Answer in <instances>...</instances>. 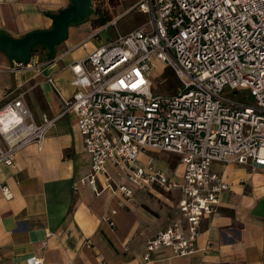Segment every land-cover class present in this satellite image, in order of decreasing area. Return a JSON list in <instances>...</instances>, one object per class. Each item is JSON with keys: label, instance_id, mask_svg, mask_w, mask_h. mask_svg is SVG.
<instances>
[{"label": "built area", "instance_id": "built-area-1", "mask_svg": "<svg viewBox=\"0 0 264 264\" xmlns=\"http://www.w3.org/2000/svg\"><path fill=\"white\" fill-rule=\"evenodd\" d=\"M134 8L145 14V23L71 65L75 91L62 112L37 123L23 93L0 107V163L11 165L22 147L40 145L56 121L73 112L91 160L74 189L89 186L98 194L96 179L108 163L139 189L179 187L175 214L185 228L174 221L151 237L144 259L165 248L183 257L196 251L200 218L217 212L220 194L228 189L212 164L264 166V0H138L129 10ZM109 24L116 26V18ZM30 58L15 59L14 69L38 70ZM157 61L179 82L176 93L153 92ZM47 82L56 87L53 77ZM147 148L178 156L181 184L152 158L137 164ZM105 182L113 196L134 197L110 175ZM2 192L12 197L7 186ZM116 213L109 209L102 219L113 226ZM25 262L43 264L38 256Z\"/></svg>", "mask_w": 264, "mask_h": 264}, {"label": "crops", "instance_id": "crops-1", "mask_svg": "<svg viewBox=\"0 0 264 264\" xmlns=\"http://www.w3.org/2000/svg\"><path fill=\"white\" fill-rule=\"evenodd\" d=\"M70 3L0 0V33L18 39L49 30L54 24L51 16ZM70 26L52 59L31 56L30 63L38 64V70L14 69L15 59L0 50V107L23 93L37 123L43 115L54 117L63 111L64 101L75 91L71 65L106 44L88 41L92 30H100L90 23L80 27L83 31ZM48 76L55 88L47 82ZM77 128L76 116L69 112L46 132L40 145L22 147L11 165L0 163V264H26L30 256L40 257L43 264H264V166L213 163L212 171L222 176L228 189L220 194L217 212L200 218L196 251L177 257L165 248L145 260L151 237L174 221L185 228L175 214L181 189L159 185L139 189L121 179L111 163L97 176L98 194L89 186L74 189L91 165ZM149 158L169 179L182 183L184 166L178 156L147 148L137 164L143 167ZM105 175L112 183L129 187L132 200L113 196ZM6 186L10 199L2 192ZM112 208L117 213L110 226L102 217Z\"/></svg>", "mask_w": 264, "mask_h": 264}, {"label": "water", "instance_id": "water-1", "mask_svg": "<svg viewBox=\"0 0 264 264\" xmlns=\"http://www.w3.org/2000/svg\"><path fill=\"white\" fill-rule=\"evenodd\" d=\"M70 2L69 6L51 16L54 24L49 30L31 32L18 39L0 35V50L16 60L26 61L31 57L35 45H43L51 58L55 47L67 38L69 26L84 21L89 14V0Z\"/></svg>", "mask_w": 264, "mask_h": 264}, {"label": "rangeland", "instance_id": "rangeland-1", "mask_svg": "<svg viewBox=\"0 0 264 264\" xmlns=\"http://www.w3.org/2000/svg\"><path fill=\"white\" fill-rule=\"evenodd\" d=\"M137 1L138 0H122L118 5H111L112 14L117 16L116 26L107 24L100 30H92L88 41L95 45L99 43H107L108 41H113L118 35H124L145 23L147 21V17L139 12L138 9L134 8L131 11L129 10V7L131 8L134 6ZM88 23H90L89 20L81 23L80 26L75 24L70 27L71 30L76 29L78 31H83L80 27L88 25ZM37 49L39 52L42 51L41 58L45 59V50L41 47H38ZM167 70H169L171 74ZM152 82L153 92L156 94L172 95L180 88V84L174 77L172 71L166 68V66L159 61L155 62L153 66Z\"/></svg>", "mask_w": 264, "mask_h": 264}, {"label": "trees", "instance_id": "trees-1", "mask_svg": "<svg viewBox=\"0 0 264 264\" xmlns=\"http://www.w3.org/2000/svg\"><path fill=\"white\" fill-rule=\"evenodd\" d=\"M122 0H89V14L87 18L83 21H90L91 26L94 29L104 28L107 24H109L112 20H114L117 16L112 14L111 5H118ZM3 33H0L2 35ZM41 47L45 50L44 58L52 59L54 55L49 58L48 57V49L43 45H35L32 48L31 56L38 55L42 56L41 52L37 49ZM170 74L171 72L167 70ZM173 73V72H172ZM175 77V76H174Z\"/></svg>", "mask_w": 264, "mask_h": 264}]
</instances>
